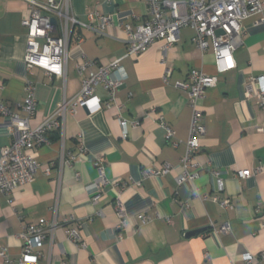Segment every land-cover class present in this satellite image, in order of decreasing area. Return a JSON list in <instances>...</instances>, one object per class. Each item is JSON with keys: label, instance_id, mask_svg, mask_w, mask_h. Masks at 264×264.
<instances>
[{"label": "crops", "instance_id": "crops-1", "mask_svg": "<svg viewBox=\"0 0 264 264\" xmlns=\"http://www.w3.org/2000/svg\"><path fill=\"white\" fill-rule=\"evenodd\" d=\"M71 4L81 22L96 27L99 18L107 16L112 26L104 35L75 29L74 36L82 41L71 44L64 81L40 68L27 70L23 21L29 16L28 4L0 0V104L25 116L20 106L30 83L37 102L36 123L53 116L81 91L83 78L76 65L84 59L107 65L123 58L127 79L114 102L97 88L100 111L79 107L72 112L69 107L63 129L49 132V143L33 152L40 164L33 182L10 196L0 192V250L6 249L12 264H19L24 228L55 220L53 243L43 246L37 264H244L245 254H264V104L244 96L249 79L264 76L261 17L243 22L235 68L219 73L212 41L209 50L201 52L190 27L181 30L173 46L157 41L142 55L124 58L126 34L120 25L145 23L147 0ZM192 70L215 76L218 83L201 102L206 133L194 156L196 167L188 168L198 176L178 186L192 109L177 83L187 81ZM121 120L128 122L125 138ZM11 128V117L0 114V149L19 139ZM166 128L175 133L171 141ZM98 160L105 163L107 181L100 191L93 186L99 178ZM166 164L171 166L166 175L144 174ZM247 170L261 173L239 179V172ZM98 191L100 200L94 201ZM226 199L231 202L227 209L220 205ZM118 200L127 220L122 226L115 210ZM141 215L147 221H139ZM224 225L230 226L227 233L219 231ZM72 229H78L79 240L69 237ZM193 231L197 233L186 237ZM0 264L6 263L0 259Z\"/></svg>", "mask_w": 264, "mask_h": 264}, {"label": "built area", "instance_id": "built-area-1", "mask_svg": "<svg viewBox=\"0 0 264 264\" xmlns=\"http://www.w3.org/2000/svg\"><path fill=\"white\" fill-rule=\"evenodd\" d=\"M29 7V16L23 21L27 30L28 42L25 54V64L28 71L34 68L43 69L47 74L64 81L67 80L69 65V50L71 44H79L81 36H74L75 29L92 30L97 35L104 33L112 26V18L100 17L99 24L91 26L77 19L72 10L71 0H46L40 3L36 0H25ZM149 12L145 23L133 27L130 24H121L126 38L124 40L126 54L124 58H136L145 53L157 41H164L166 46H173L179 41L180 32L184 28H192L196 32L194 43L201 52L210 48L212 41L216 57V67L219 73L235 68L234 54L242 45L243 22L254 16L261 17L264 23V3L261 0H147ZM55 20V23L53 22ZM73 42V43H72ZM123 58H117L107 65L84 59L76 65V70L83 78L81 91L75 100H65L57 112L36 123L37 102L32 84L28 83L25 92L26 98L20 106L25 116L13 113L8 107L0 104V114L10 116L12 119L11 132L18 133L19 139L11 146L0 149V192L10 196L14 191L33 182L40 170V164L33 152L44 144L49 143L48 134L52 130H62L68 108L76 112L79 107L88 109L91 113L101 110V98L96 95L97 88H103L110 101H115L116 93L125 85L127 74L122 66ZM215 76H208L198 70H192L189 79L177 83V87L188 94L189 105L192 109V123L187 153L183 159V173L177 178L178 186L187 181H193L197 172L190 173L189 167H196L194 156L200 152V141L206 133L202 125L201 102L206 91L217 85ZM246 98H255L258 103L264 104V76L252 77L245 89ZM118 108L122 105L115 103ZM94 107H91L93 106ZM110 107V104L107 105ZM124 138L127 136L128 122H120ZM165 127V124H162ZM175 133L166 128V139L171 141ZM175 143L174 146H177ZM96 168L99 178L94 187L99 191L107 185L105 179V163L98 160ZM171 166L166 164L161 170L150 169L144 174L166 175ZM261 170L239 172V179L258 175ZM51 174V168L46 175ZM94 201L100 200V194ZM195 196L198 192L195 191ZM217 201V198H212ZM220 205L227 209L231 206L230 200H223ZM116 213L120 219V226L127 223L123 204L118 200L115 205ZM139 221L145 222L143 215ZM57 223L52 221L48 226L39 224L24 228L21 239L23 247L19 264H37L43 257L41 249L46 244L53 243V233ZM229 225L220 228L221 233H227ZM71 239L79 240L78 229L68 232ZM0 259L6 264H12V259L6 249L0 250ZM244 264H262L264 254L259 257L247 253L243 258ZM66 264V263H64Z\"/></svg>", "mask_w": 264, "mask_h": 264}, {"label": "water", "instance_id": "water-1", "mask_svg": "<svg viewBox=\"0 0 264 264\" xmlns=\"http://www.w3.org/2000/svg\"><path fill=\"white\" fill-rule=\"evenodd\" d=\"M53 22L55 23V20H53ZM197 233V231H193V232H189L188 234H186V237H190L193 236Z\"/></svg>", "mask_w": 264, "mask_h": 264}]
</instances>
